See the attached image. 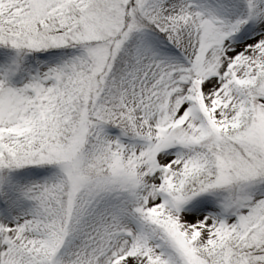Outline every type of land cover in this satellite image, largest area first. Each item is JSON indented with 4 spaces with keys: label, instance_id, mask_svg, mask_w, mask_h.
Here are the masks:
<instances>
[{
    "label": "snow or ice",
    "instance_id": "6c2138e0",
    "mask_svg": "<svg viewBox=\"0 0 264 264\" xmlns=\"http://www.w3.org/2000/svg\"><path fill=\"white\" fill-rule=\"evenodd\" d=\"M0 264H264V0H0Z\"/></svg>",
    "mask_w": 264,
    "mask_h": 264
}]
</instances>
